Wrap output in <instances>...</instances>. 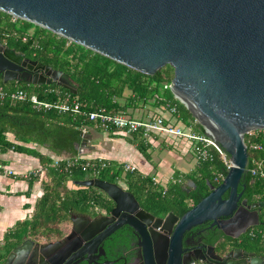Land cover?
I'll return each instance as SVG.
<instances>
[{
    "label": "water",
    "instance_id": "1",
    "mask_svg": "<svg viewBox=\"0 0 264 264\" xmlns=\"http://www.w3.org/2000/svg\"><path fill=\"white\" fill-rule=\"evenodd\" d=\"M0 12L147 76L171 67L169 90L174 99L210 133L214 142L202 132L232 164L222 182L216 187L209 184V194L180 217L170 212L154 219L131 193L98 178L74 182L100 190L114 207L108 219L71 216L66 239L87 233L82 236L86 239L96 224L117 217L104 235L129 226L140 238L143 264H185L180 253L187 244L184 234L191 228L210 221L225 236L238 239L262 225L264 203L247 205V199L241 200L244 192L237 188L246 174L244 134L264 129V0H0ZM0 76L4 85L54 84L77 93L68 75L24 59L1 43ZM85 136L77 149L87 142ZM64 241L39 247L54 249ZM33 244L24 240L2 264H13L26 254L24 247ZM263 260L238 250L228 264H263Z\"/></svg>",
    "mask_w": 264,
    "mask_h": 264
},
{
    "label": "trees",
    "instance_id": "2",
    "mask_svg": "<svg viewBox=\"0 0 264 264\" xmlns=\"http://www.w3.org/2000/svg\"><path fill=\"white\" fill-rule=\"evenodd\" d=\"M30 31H32L30 33ZM26 41H23V36ZM0 43L19 52L38 63L60 71L71 79L76 85V95L54 84L51 86H33L28 90L26 83H8L0 87L7 91L22 90L28 95H36L43 101L55 102L69 95L76 98L81 109L88 113L105 109L108 112L126 114L128 110H135L139 106H149L158 109L147 118L162 117L165 123H172L187 128L191 125L192 117L185 107L174 99L169 90L170 77L163 69L153 76H147L71 43L45 29L16 19L0 12ZM173 73L171 67L167 66ZM45 89H58L61 95L45 93ZM128 92V95H125ZM173 108L174 112L170 110ZM168 111L169 116L164 117L163 112ZM128 115V114H126ZM134 117L133 115H128ZM176 118L174 121L172 119ZM93 124L83 116L71 113H57L56 111H36L29 101H14L8 98L0 100V152L8 150L31 155L38 158L45 172L46 181L42 183V195L36 201L34 211L29 219L18 222L13 229L4 236V258L24 240L40 236L62 237L61 225L70 224V217L80 215L92 217L100 212H109L110 200L100 190L93 187H81L74 182L98 178L108 183L123 182L124 191L133 195L139 207L145 212L159 218L168 213L182 216L209 192L208 185L213 182L212 172L226 174L223 164L217 159L211 164L199 165L194 171L183 176L174 172V182L169 183L166 191L154 185L152 177L144 176L138 171L124 172L123 166L108 163L98 175L89 170H82L81 164L85 162L78 155L77 146L82 142V127ZM203 131L199 125L194 126ZM12 134L10 142L6 134ZM112 135V134H111ZM245 137V142H246ZM137 151L149 160V144L137 136L128 138ZM24 144H33L42 147L55 156L68 155L67 158L79 157L78 163L66 168V162L61 161L52 167L53 158L41 155L35 149L25 147ZM248 165L252 158L264 162V153L253 152L247 149ZM35 177L30 179L29 186ZM185 181L191 186L183 188ZM68 183L74 188H69ZM239 191L249 201L264 203V179L251 177L248 173L241 180ZM264 209L260 215L261 226L256 231L247 233L241 241V246L257 255L264 256Z\"/></svg>",
    "mask_w": 264,
    "mask_h": 264
},
{
    "label": "built area",
    "instance_id": "3",
    "mask_svg": "<svg viewBox=\"0 0 264 264\" xmlns=\"http://www.w3.org/2000/svg\"><path fill=\"white\" fill-rule=\"evenodd\" d=\"M10 17L11 22H14L17 19L13 16ZM22 40L26 41L25 35L23 36ZM44 92L61 95L58 89H45ZM5 98L14 101H29L32 108L36 111L46 112L53 110L57 113H71L74 115L83 116L88 118V120L93 124V127L105 133L123 135L126 137H132L135 135L138 138L144 140V142L149 145L156 143L160 139H162L166 144L173 146L175 142L186 143L198 166L204 164L211 165L216 159L223 164L226 173L229 170V167L232 166L227 155L213 143L214 140L210 133L207 130L202 131L204 134H207V136H210L213 142L201 131L196 130L193 125H189L187 128H184L172 123H165V120L162 117L141 119L137 117H130L122 113L108 112L103 108L86 113L81 109V106L79 102H77L76 98H70L69 95L60 98L55 102H48L40 100L36 95H28L22 90L7 92L0 87V100ZM170 111L174 112L173 108ZM80 130L81 134L85 135L87 132V127H82ZM245 137L247 138L246 142L244 141ZM243 143L246 150L249 149L253 152L264 153V129L249 130L244 134ZM79 159V157L65 159L54 158L51 166L56 167L61 161L64 160L66 162V168L73 167L78 163ZM249 165V168L246 166V173H248L251 177H259L264 179V162L262 160L252 158ZM107 166L108 162L101 159L85 160V162L81 164L82 170H89L93 175H98L99 172L105 169ZM122 166L124 172L136 171V168L132 165L124 164ZM0 174L6 176L17 175V173H15L13 170L2 164H0ZM36 175L37 174L35 171H28L22 174V177L30 180ZM225 175L226 174L221 172H212L213 182L219 185L224 179ZM152 181L154 185H158V182L154 178H152ZM171 182L173 183L174 179ZM162 188V193H164L166 188ZM252 231L253 230L250 231V235H252Z\"/></svg>",
    "mask_w": 264,
    "mask_h": 264
},
{
    "label": "flooded vegetation",
    "instance_id": "4",
    "mask_svg": "<svg viewBox=\"0 0 264 264\" xmlns=\"http://www.w3.org/2000/svg\"><path fill=\"white\" fill-rule=\"evenodd\" d=\"M23 56L24 59L35 61L25 55ZM20 75L21 73H17V76ZM240 185H242L241 182L237 188V192H240ZM226 197L227 193H224L222 198L225 199ZM243 199L247 198L243 196L241 200ZM254 203L258 202L249 201L247 199V205H252ZM238 205H240V203ZM109 207V212H100L92 217L80 215L73 216L84 217L91 220H97L102 217L108 219L111 217L110 212L114 207L111 201ZM262 211L263 210H261L260 215ZM152 216L154 219L159 218L154 215ZM117 219V217H114L112 221L96 224L91 229V235L86 239L82 236H88L87 233L74 234L66 239L65 237L70 233V231H68L62 237L55 239L52 242L40 244L33 241V245L24 247L26 254H24V256L19 255L13 264H143L144 261L139 248L140 238L129 226L121 225L112 230L109 234L104 235L105 231L113 225ZM246 234L241 235L238 239H232L225 236L221 229L217 228L216 225H212L210 221H206L185 232L184 237L187 239V244L182 245L180 256L184 257L185 264H228L229 261H233V256L238 250H245L248 253H253L247 248L241 246V241ZM155 238L160 241L162 238L161 234H155ZM62 239L65 241L57 248H44L40 250V245L54 243L61 241ZM229 253H231V255L226 257ZM150 255L154 257V254L153 252L151 253V251ZM255 255L261 259L263 258L261 255ZM2 263L3 260L0 259V264ZM153 264H156L155 261Z\"/></svg>",
    "mask_w": 264,
    "mask_h": 264
},
{
    "label": "crops",
    "instance_id": "5",
    "mask_svg": "<svg viewBox=\"0 0 264 264\" xmlns=\"http://www.w3.org/2000/svg\"><path fill=\"white\" fill-rule=\"evenodd\" d=\"M87 142L78 148V155L85 160H104L108 163L127 164L136 168V171L144 176H151L152 166L145 165L141 162L143 156L137 151L134 144L130 143L128 138L118 136V140L110 137L108 133L98 130L90 126L87 127L85 134ZM7 139L13 142L12 134H6ZM162 143L168 146L163 140ZM25 147L35 149L41 155L49 157L65 159L68 155L55 156L46 149L33 145L24 144ZM154 149V148H152ZM163 152V151H162ZM160 152L158 155H161ZM183 165L187 164L185 155H176ZM165 161L160 159L159 164ZM0 164L7 166L9 169L17 173L16 176H6L0 174V245H4V236L7 232L15 227L18 222L29 219L34 211L36 201L42 195V183L46 181L45 172L38 158L31 155L20 154L11 150L0 152ZM153 168L154 163L152 161ZM171 167V166H170ZM179 175L187 174L189 169L173 168ZM28 171H35L38 176L29 186V181L22 177V174ZM174 170H165V174L161 178L152 176L158 186L166 188L173 181ZM34 179V178H33ZM3 245L0 247L3 250Z\"/></svg>",
    "mask_w": 264,
    "mask_h": 264
},
{
    "label": "rangeland",
    "instance_id": "6",
    "mask_svg": "<svg viewBox=\"0 0 264 264\" xmlns=\"http://www.w3.org/2000/svg\"><path fill=\"white\" fill-rule=\"evenodd\" d=\"M31 32L32 31H30V33ZM162 69H163V71L165 73L169 74L170 81H171L173 73L169 72L167 66L163 67ZM28 90L32 91L33 90V86H29ZM125 95H128V92H125ZM185 109H186V107H185ZM157 110L158 109L151 108L149 106H139L138 108H136L133 111L128 110V112L126 114L133 115L134 117L142 119V118H147L149 115L155 114L157 112ZM187 111L190 113V115L192 114L189 110H187ZM163 115H164V117L169 116L168 111L163 112ZM191 117L193 119L192 122H190L191 125H193V126L199 125L201 127V129L204 131L205 129L199 124V121L194 116H191ZM172 120L176 121L177 119L174 118ZM109 136L118 140V136L114 137L111 134ZM122 136L123 135H121V137ZM123 138H129V137L123 136ZM152 148H154V149H152ZM147 152L149 154L148 155L149 156V160H147V159H145L143 157L141 162L143 164H145V165H148V166L151 165L152 166V170L150 172V174H151L150 177L156 176L157 178H161V176L163 174H165V170L169 171V170H171V167H172V170H174V172H176V171L173 168L189 169V170H187L188 171L187 173H190V172L194 171L198 167V165L195 162V158H194L192 152L190 151V149L187 147L186 143L175 142L174 146L173 145H168L166 147V145H164L162 143V139H160L156 143L150 144V148L148 149ZM160 152H162V154L158 155ZM182 154L187 157V160H188L187 164L188 165H183V163L178 158H176V155H182ZM160 159H162L165 162L163 164H159L158 165ZM152 161L154 163V167L155 168H153ZM37 177L38 176H36V178ZM118 183H119V186L123 190L126 189V186H125V184L122 181L118 182ZM67 185H68L69 188H74L75 187L71 183H68ZM190 186H191V182H189V181H185V183L182 184L183 188H188L187 191H189V187ZM60 227L62 229V235L66 234L71 229V226H70L69 223H65V224L61 225ZM258 228L259 227H255L254 231H256ZM55 238H57V237H55V236H52V237L51 236L50 237L46 236V237H44V236L37 235V236L29 238V239L34 241V242H38L40 244H43V243H46V242H52L53 240H55ZM2 245H3V243L0 245V247ZM0 253L2 254L3 250L0 249Z\"/></svg>",
    "mask_w": 264,
    "mask_h": 264
}]
</instances>
